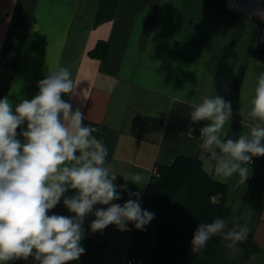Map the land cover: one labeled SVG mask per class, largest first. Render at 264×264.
<instances>
[{
    "label": "crops",
    "instance_id": "0c3cea01",
    "mask_svg": "<svg viewBox=\"0 0 264 264\" xmlns=\"http://www.w3.org/2000/svg\"><path fill=\"white\" fill-rule=\"evenodd\" d=\"M251 47L264 48V0H0V99L8 97L13 106L31 99L49 71L67 67L77 86L63 98L84 113L86 126L99 129L93 135L108 148L115 183L140 191L142 208L155 213L143 230L129 223L123 232L115 225L92 232L95 217L89 215L85 253L73 264H152L157 208L147 185L159 166L178 157L198 159L226 185L224 197L213 199L229 207V227L247 219L261 248L260 256L245 262L240 244L233 253L221 240L214 264L264 261V156L253 157L243 184L238 175L215 178L213 162L199 147L206 122L190 117L193 104L219 95L233 107L226 137L249 131V101L256 75L264 71V60L250 56ZM129 173L142 176V188L124 179ZM121 196L115 203L129 198L124 191ZM53 213L72 215L63 199ZM10 264L37 262L29 257Z\"/></svg>",
    "mask_w": 264,
    "mask_h": 264
},
{
    "label": "clouds",
    "instance_id": "9594fccd",
    "mask_svg": "<svg viewBox=\"0 0 264 264\" xmlns=\"http://www.w3.org/2000/svg\"><path fill=\"white\" fill-rule=\"evenodd\" d=\"M76 86L71 71L57 66L38 82L33 98L15 106L8 97L0 99V264L29 257L37 264H73L85 253L81 242L89 215L95 217L89 225L92 232L109 225L123 232L129 223L143 230L155 218L142 208L140 191L115 183L116 174L106 164L108 148L93 135L99 129L86 126L84 113L63 98L74 94ZM249 105L252 125L237 138L224 133L233 115L230 100L205 96L192 105L191 121L206 122L199 130V147L221 181L238 175L245 183L253 157L264 156V71L256 75ZM239 114H245L243 108ZM124 179L142 188L140 174L129 173ZM69 191L74 194L66 196ZM121 191L129 198L115 203L122 199ZM62 199L72 215L49 214ZM229 221L217 217L199 223L192 253H199L215 236L233 253L239 252L250 228L247 219L243 225L237 219L231 227Z\"/></svg>",
    "mask_w": 264,
    "mask_h": 264
},
{
    "label": "trees",
    "instance_id": "16d2710c",
    "mask_svg": "<svg viewBox=\"0 0 264 264\" xmlns=\"http://www.w3.org/2000/svg\"><path fill=\"white\" fill-rule=\"evenodd\" d=\"M250 56L264 60V48L251 47ZM244 76L239 69L236 87ZM157 208V240L151 255L152 264H214L221 237L210 239L199 253H192L191 240L199 223H211L217 217L229 218L230 209L223 200L226 185L213 179L198 159L178 157L170 166H159L147 185ZM247 262L261 255V248L250 235L240 244ZM260 264H264L261 261Z\"/></svg>",
    "mask_w": 264,
    "mask_h": 264
},
{
    "label": "built area",
    "instance_id": "2783aa9c",
    "mask_svg": "<svg viewBox=\"0 0 264 264\" xmlns=\"http://www.w3.org/2000/svg\"><path fill=\"white\" fill-rule=\"evenodd\" d=\"M128 263H132V261H128Z\"/></svg>",
    "mask_w": 264,
    "mask_h": 264
}]
</instances>
